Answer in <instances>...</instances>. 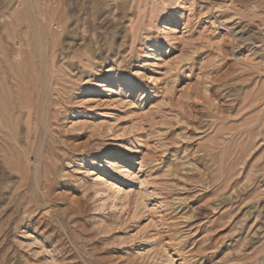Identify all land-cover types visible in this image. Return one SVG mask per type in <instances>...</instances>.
Instances as JSON below:
<instances>
[{
	"label": "rangeland",
	"instance_id": "obj_1",
	"mask_svg": "<svg viewBox=\"0 0 264 264\" xmlns=\"http://www.w3.org/2000/svg\"><path fill=\"white\" fill-rule=\"evenodd\" d=\"M0 264H264V0H0Z\"/></svg>",
	"mask_w": 264,
	"mask_h": 264
},
{
	"label": "bare ground",
	"instance_id": "obj_2",
	"mask_svg": "<svg viewBox=\"0 0 264 264\" xmlns=\"http://www.w3.org/2000/svg\"><path fill=\"white\" fill-rule=\"evenodd\" d=\"M17 61H20V56H17ZM27 164H28V158H27Z\"/></svg>",
	"mask_w": 264,
	"mask_h": 264
}]
</instances>
